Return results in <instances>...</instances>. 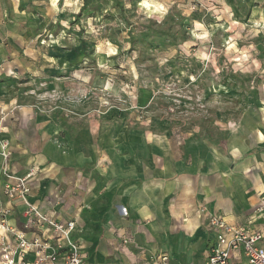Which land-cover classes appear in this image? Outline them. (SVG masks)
Masks as SVG:
<instances>
[{"label": "rangeland", "instance_id": "1", "mask_svg": "<svg viewBox=\"0 0 264 264\" xmlns=\"http://www.w3.org/2000/svg\"><path fill=\"white\" fill-rule=\"evenodd\" d=\"M20 1L28 18L13 20L0 0V99L21 147L49 119L58 139L80 132L86 146V131L105 128L118 148L264 115V18L252 21L245 0H151L167 8L160 16L142 0Z\"/></svg>", "mask_w": 264, "mask_h": 264}, {"label": "crops", "instance_id": "2", "mask_svg": "<svg viewBox=\"0 0 264 264\" xmlns=\"http://www.w3.org/2000/svg\"><path fill=\"white\" fill-rule=\"evenodd\" d=\"M9 1L13 20L28 18L20 0ZM245 3L252 21L264 18V0ZM2 100L0 111L7 114L3 107H10ZM248 113L239 124L214 128L219 136L189 135L178 144L139 137L118 148L105 128L86 131V146L80 132L72 141L58 139L64 130L50 119L35 121L29 146L25 140L21 147L9 113L0 124V148L5 141L12 150L6 169L0 156V198L7 175L34 172L28 200L77 221L75 237L88 264H134L161 253L170 264H203L217 242L211 216L260 233L264 247V119L260 112Z\"/></svg>", "mask_w": 264, "mask_h": 264}, {"label": "built area", "instance_id": "3", "mask_svg": "<svg viewBox=\"0 0 264 264\" xmlns=\"http://www.w3.org/2000/svg\"><path fill=\"white\" fill-rule=\"evenodd\" d=\"M7 142L0 155L5 161ZM30 171L22 177L7 175L0 198V264H88L75 219L62 220L54 211H45L28 200ZM24 206L20 209L19 206ZM253 220H249L251 224ZM209 225L216 235V246L208 252L203 264H264L263 236L245 227H232L222 218L210 217ZM125 243V242H123ZM134 264H170L166 253L155 254Z\"/></svg>", "mask_w": 264, "mask_h": 264}, {"label": "bare ground", "instance_id": "4", "mask_svg": "<svg viewBox=\"0 0 264 264\" xmlns=\"http://www.w3.org/2000/svg\"><path fill=\"white\" fill-rule=\"evenodd\" d=\"M139 7L141 9L147 11L148 13H151V14H154V15H159V16L167 12V8L165 6H163V5H161V4L157 3V2H153L151 0H142L140 2V4H139Z\"/></svg>", "mask_w": 264, "mask_h": 264}]
</instances>
